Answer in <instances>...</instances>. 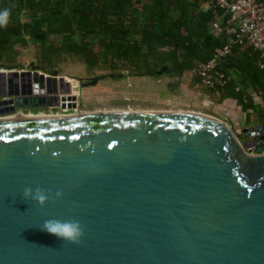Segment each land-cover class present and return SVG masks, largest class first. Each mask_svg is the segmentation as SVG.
<instances>
[{
    "label": "water",
    "instance_id": "95a60500",
    "mask_svg": "<svg viewBox=\"0 0 264 264\" xmlns=\"http://www.w3.org/2000/svg\"><path fill=\"white\" fill-rule=\"evenodd\" d=\"M56 80L0 64V264H264V126L34 114L77 108ZM26 188L49 202L24 199ZM49 219L78 221L80 242L41 231Z\"/></svg>",
    "mask_w": 264,
    "mask_h": 264
},
{
    "label": "trees",
    "instance_id": "16d2710c",
    "mask_svg": "<svg viewBox=\"0 0 264 264\" xmlns=\"http://www.w3.org/2000/svg\"><path fill=\"white\" fill-rule=\"evenodd\" d=\"M264 3V0H259ZM209 0H0L9 9L0 27V64L16 62L17 46H33L38 66L51 74L68 59L90 68H125L133 76L157 77L159 72L182 76L210 63L229 43L216 36L214 24L223 11L207 7ZM226 23V19L224 20ZM64 36V40L56 38ZM54 37V42L51 41ZM260 56L251 47L236 46L226 65L239 70L233 80L221 63L228 85L218 90L238 102L244 113L264 112L252 103L250 88L264 95ZM250 118V117H249Z\"/></svg>",
    "mask_w": 264,
    "mask_h": 264
},
{
    "label": "crops",
    "instance_id": "0c3cea01",
    "mask_svg": "<svg viewBox=\"0 0 264 264\" xmlns=\"http://www.w3.org/2000/svg\"><path fill=\"white\" fill-rule=\"evenodd\" d=\"M227 63L226 60L223 62V65L225 67L227 66L226 70L230 77L240 82L242 77L239 70L236 66L226 65ZM67 80L72 81L68 78ZM132 83H134L136 95L140 96L139 99L145 96L156 107L150 110L151 113H190L211 116L227 123L231 128L237 129V133H240L244 129L264 126V123L260 121L258 113L252 111L244 113L238 102L234 99L226 98L224 92L204 88L201 85L200 79L193 72H187L182 76L163 72V75L157 77H134L132 79H126L121 83L107 84V86L95 90L85 91L84 95L87 99L84 100L91 101L93 97L111 94L106 93L105 90L113 89V87L120 89L125 84L130 87ZM72 86H75V83H72ZM58 89L59 91L61 90L60 86H58ZM125 94L127 93L124 92L123 95ZM247 95L252 99V103L259 109V112H264L263 93L256 92L250 88ZM53 110L55 109L48 111L42 110L37 114H62V112H51ZM86 112L92 113L93 111ZM26 114L30 113L26 112Z\"/></svg>",
    "mask_w": 264,
    "mask_h": 264
},
{
    "label": "built area",
    "instance_id": "2783aa9c",
    "mask_svg": "<svg viewBox=\"0 0 264 264\" xmlns=\"http://www.w3.org/2000/svg\"><path fill=\"white\" fill-rule=\"evenodd\" d=\"M207 7L223 11V16L214 24L213 32L216 36L226 35L229 43L225 48L217 50L213 61L201 65L193 72L200 79L201 85L215 91L228 85L220 65L233 55L236 46L251 47L258 53V67L264 72V3L259 0H209ZM252 153H256V149Z\"/></svg>",
    "mask_w": 264,
    "mask_h": 264
},
{
    "label": "rangeland",
    "instance_id": "374dc122",
    "mask_svg": "<svg viewBox=\"0 0 264 264\" xmlns=\"http://www.w3.org/2000/svg\"><path fill=\"white\" fill-rule=\"evenodd\" d=\"M15 52L18 53V57L15 63L10 64L7 63L9 67H16L19 70L22 69H30L32 64L38 66V51L35 47L30 46L28 48H22L21 46H17L15 48ZM56 71H58L62 76H64L67 80L76 77L81 78H89L95 76L97 73H88L86 67L83 63L79 62L78 60L68 59L65 63H62L58 67H56ZM8 73V72H2ZM45 73V72H43ZM46 74V73H45ZM70 81L64 82V79L54 81L55 86H60V89L63 90L70 85ZM106 84H112L111 82H105ZM122 89V90H120ZM120 89L113 87V89H106V93L111 94H104L101 97H93L91 101L83 100L84 107H86V111H93L92 113H100V112H117V110L126 109L128 112H138V113H151L150 110L156 108L154 104L151 103L149 98L145 96L142 99H139L140 96L136 95L134 83L129 85L125 84L120 87ZM126 89V90H125ZM64 94L66 93L65 90ZM127 93L123 95V93ZM63 93V92H62ZM68 93V92H67ZM76 94V93H75ZM82 107V108H84ZM48 111V110H45ZM98 111V112H97ZM39 111H35L34 114H37ZM53 113H61V110L55 109L51 111ZM91 113V112H88ZM235 127V126H234ZM237 132L238 130L234 128ZM241 137V135H240ZM242 141L246 140L241 137Z\"/></svg>",
    "mask_w": 264,
    "mask_h": 264
},
{
    "label": "flooded vegetation",
    "instance_id": "af4514ba",
    "mask_svg": "<svg viewBox=\"0 0 264 264\" xmlns=\"http://www.w3.org/2000/svg\"><path fill=\"white\" fill-rule=\"evenodd\" d=\"M83 65L86 67L88 73L91 72V73H97V74L95 76H92L89 78H81V77L73 78L74 80H72L71 82L75 83V86H72V83H70V85H68L67 88L63 89L66 91L65 94H64V91L61 90V92H63V94L66 95L67 100H68V98H70L71 102L70 103L68 102V104H71V105L76 104L77 105V108H74L73 106L71 109L67 108V112L62 111V113H65L67 115H73L77 112L88 113L85 111L86 107L83 106L84 105L83 100L87 99L84 95L85 91L95 90V89H98L100 87L107 86V84L105 82H108L110 80H111V82L113 81V83L115 84V83H121L122 81H124L126 79H132L134 77H137V76H133L130 73V71L125 69V68H120V69L108 68V67L103 68L102 66L90 68L87 65H85L84 63H83ZM166 71H167L166 69H163V71H161V72H166ZM54 72H58V71L55 70V71L51 72L50 75H52ZM8 74H9V72H8ZM59 76H60V79H64V82L70 81V80H66L65 77L62 76L60 73H59ZM94 80H98V83L95 86H91V87H84L83 86L86 83H89L90 81H94ZM56 87H58V85ZM74 99H76V101H74ZM82 107H84V108H82ZM55 109L61 110L60 106H59V108H55ZM122 110H124V109H122ZM122 110H117V112H120Z\"/></svg>",
    "mask_w": 264,
    "mask_h": 264
},
{
    "label": "clouds",
    "instance_id": "9594fccd",
    "mask_svg": "<svg viewBox=\"0 0 264 264\" xmlns=\"http://www.w3.org/2000/svg\"><path fill=\"white\" fill-rule=\"evenodd\" d=\"M10 14L9 9H0V27H4L8 24ZM60 195L61 193H56L57 198H59ZM23 197L26 200L37 203L40 207H44L49 202L50 194H46L39 188L34 192L31 188H26L23 192ZM39 229L54 236L58 240H63L71 244L79 243L83 236V229L76 220L49 219L46 220Z\"/></svg>",
    "mask_w": 264,
    "mask_h": 264
}]
</instances>
